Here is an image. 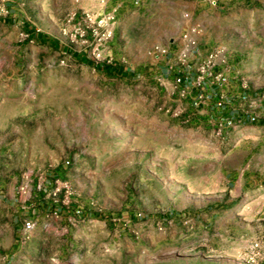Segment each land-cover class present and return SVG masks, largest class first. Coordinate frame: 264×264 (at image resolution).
<instances>
[{"label":"rangeland","instance_id":"1","mask_svg":"<svg viewBox=\"0 0 264 264\" xmlns=\"http://www.w3.org/2000/svg\"><path fill=\"white\" fill-rule=\"evenodd\" d=\"M113 7L100 63L94 22ZM192 27V69L217 53L222 94L255 123L264 0H0V240L34 223L13 264H264V129L222 130L155 58Z\"/></svg>","mask_w":264,"mask_h":264},{"label":"built area","instance_id":"2","mask_svg":"<svg viewBox=\"0 0 264 264\" xmlns=\"http://www.w3.org/2000/svg\"><path fill=\"white\" fill-rule=\"evenodd\" d=\"M206 1L214 6L219 0ZM116 13L117 8L113 7L105 14H99V16L96 18V21L94 22L97 28L94 31L95 37L92 41V43H94V59L100 63L104 62V60L102 59L101 54L97 51V47L102 41H106L112 36ZM184 18L188 19V15H185ZM196 36L197 27H192L186 33H184L181 37L180 48L176 51L172 60L168 59L169 62L165 61L167 56L171 54L169 47H155V58L160 62H164L166 64V66H164L166 70L170 74L175 75V82L177 85L183 86L185 83H189L191 89L199 87L197 88L199 94L195 96L199 102L201 101L203 104H205L207 101L213 99L218 105V108H220V101L222 99L221 89L226 83V77L223 76V74L217 72L216 59L218 54L210 50L205 52L202 61L199 65H197V69H192L193 66H191L190 63L195 59L196 56H198L201 51L199 43L195 40ZM26 37H28V35H26ZM192 73L195 75L194 78L191 77ZM214 87L218 88L219 91L213 93L212 88ZM257 107V101H253L250 105V108L252 109ZM261 113L264 115V108L262 109ZM221 121L222 123L220 124V127L222 130L232 128L241 122V120H238V117L233 115L222 116ZM24 177L26 178L27 176L25 175ZM18 194L19 198H26L28 195V190L25 184H20L18 188ZM33 230L34 223L32 220H24L21 225V240H28L29 235Z\"/></svg>","mask_w":264,"mask_h":264},{"label":"crops","instance_id":"3","mask_svg":"<svg viewBox=\"0 0 264 264\" xmlns=\"http://www.w3.org/2000/svg\"><path fill=\"white\" fill-rule=\"evenodd\" d=\"M218 8L219 7H215L214 9L218 10ZM24 29L30 30V29H28L27 26H25ZM30 31L35 32L33 29H31ZM38 34H40V33H38ZM40 35L42 36V38L47 39L54 44L63 46L62 44H59L57 41H54L48 37H45L42 34H40ZM35 43L40 44V45H45V46L55 50L58 53L69 54L68 51H70L65 46H63V47L68 50L67 52L59 51V50L55 49L53 46L50 45V43L49 44L38 43V42H35ZM72 57L76 58V60L80 61V63L83 65L88 64V63L87 64L85 63V60L81 61V57L76 53ZM169 60H172V57ZM160 72H161V74H167L166 68H160ZM234 88L235 87H233V89ZM236 90H237V88L234 89V95L237 93ZM218 91H219L218 88H216V87L212 88L213 93H216ZM257 102H258V107L255 108L256 109L255 111H257L256 113L258 114L259 118L255 121V123H252V120H251V122L250 121L247 122V118H245V116L242 113L243 112L242 106L240 105L238 108L237 107L233 108L232 104L230 103V97H229V95H226V94H222V99L220 101V108H218V105L215 104V101L213 99H211L210 101H207L203 107L206 109V111L210 112L211 115H213V112H215V113H217V115H221V116H228V115L229 116L230 115L236 116V117L241 119L240 123L243 122V126H240V127H242L241 130H249V131L253 130V132H257L256 130H259L260 128L264 129V115L261 113L262 109L264 108V98L258 100ZM11 199H12V201L15 200L14 195L11 197ZM10 208H13V207L11 206ZM41 208L43 210H49V208L43 204L41 205ZM14 212L16 213V211H14ZM21 225L22 224H18V222H16V220L13 219L11 222L12 228L10 229V234H11V236L13 235L14 238L11 237L12 239H10L7 242L0 240V264H13L12 261L16 255L17 249L20 248L21 245L25 244L21 240V237H20Z\"/></svg>","mask_w":264,"mask_h":264},{"label":"trees","instance_id":"4","mask_svg":"<svg viewBox=\"0 0 264 264\" xmlns=\"http://www.w3.org/2000/svg\"><path fill=\"white\" fill-rule=\"evenodd\" d=\"M24 31L29 36V38H30V40L32 42L46 43V44H49L50 43L51 46H53L55 49H57L59 51H64V52H67L68 51L63 46L54 44V43L50 42L49 40L42 38V36L40 34L36 33V32H32L30 30H24ZM68 53L71 56H74L75 55V53L70 52V51H68ZM81 61H83L82 58H81ZM85 63L87 64L88 62L85 61ZM94 67H95L96 70H98L100 72L108 73V74L112 73L114 70L117 69V67L114 66V65H112L110 67L109 66H106V65H97V66H94ZM120 70L121 69H118V71H120ZM123 72H126V70H123ZM132 220L139 221V219H137V218H132Z\"/></svg>","mask_w":264,"mask_h":264}]
</instances>
